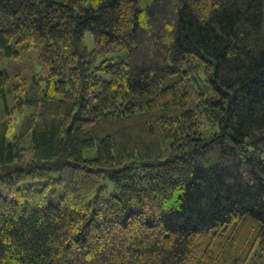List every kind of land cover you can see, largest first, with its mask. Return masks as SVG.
Segmentation results:
<instances>
[{
	"label": "trees",
	"instance_id": "obj_1",
	"mask_svg": "<svg viewBox=\"0 0 264 264\" xmlns=\"http://www.w3.org/2000/svg\"><path fill=\"white\" fill-rule=\"evenodd\" d=\"M0 264H264V0H0Z\"/></svg>",
	"mask_w": 264,
	"mask_h": 264
},
{
	"label": "rangeland",
	"instance_id": "obj_2",
	"mask_svg": "<svg viewBox=\"0 0 264 264\" xmlns=\"http://www.w3.org/2000/svg\"><path fill=\"white\" fill-rule=\"evenodd\" d=\"M4 191V187L0 186V193H2Z\"/></svg>",
	"mask_w": 264,
	"mask_h": 264
}]
</instances>
